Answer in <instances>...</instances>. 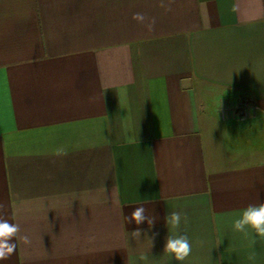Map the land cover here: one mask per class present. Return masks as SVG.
<instances>
[{
	"label": "crops",
	"instance_id": "1",
	"mask_svg": "<svg viewBox=\"0 0 264 264\" xmlns=\"http://www.w3.org/2000/svg\"><path fill=\"white\" fill-rule=\"evenodd\" d=\"M259 203L264 0H0V264H178L169 211L184 264H264L230 230Z\"/></svg>",
	"mask_w": 264,
	"mask_h": 264
},
{
	"label": "clouds",
	"instance_id": "2",
	"mask_svg": "<svg viewBox=\"0 0 264 264\" xmlns=\"http://www.w3.org/2000/svg\"><path fill=\"white\" fill-rule=\"evenodd\" d=\"M163 6V5H162ZM134 19L142 21L144 17L141 14H136ZM53 154L57 157L66 156L68 148L64 145L57 146L53 150ZM2 207V205H0ZM128 222L134 221L136 225H140L147 221L149 229L154 226L155 218L146 215V209L143 206L135 208L129 217L125 218ZM187 215L182 211H169L165 216V222L169 229V235L166 238L164 245V254H167L171 259H174L178 264H184L187 258L192 253V243L187 234H181V224L187 223ZM171 230H175V234H170ZM230 230L233 233H240L242 237L248 241L250 248H255L257 239L264 242V203L249 204L241 210L239 215L231 221ZM20 233V226L16 223H11L9 220L0 218V261L10 258L16 250V238ZM142 235V230L137 228L132 231L129 236L136 241H139ZM146 235V233H145ZM158 233H153V237L148 239L152 244V239ZM25 245L31 243L28 236L21 237ZM249 261H255V253H251ZM139 261L142 264H151L147 254H141Z\"/></svg>",
	"mask_w": 264,
	"mask_h": 264
}]
</instances>
